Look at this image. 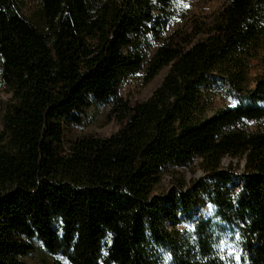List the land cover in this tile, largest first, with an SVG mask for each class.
<instances>
[{"label":"trees","instance_id":"16d2710c","mask_svg":"<svg viewBox=\"0 0 264 264\" xmlns=\"http://www.w3.org/2000/svg\"><path fill=\"white\" fill-rule=\"evenodd\" d=\"M22 5L0 0V264H62L23 260L35 242L72 264H264V62L242 88L264 0L209 14L186 0H39L41 28ZM164 69L147 100L121 95L130 75ZM208 83L238 103L206 117ZM93 110L117 129L73 131ZM225 157L243 159L241 173ZM195 160L202 175L186 182L174 168ZM227 231L238 262L221 252Z\"/></svg>","mask_w":264,"mask_h":264},{"label":"rangeland","instance_id":"374dc122","mask_svg":"<svg viewBox=\"0 0 264 264\" xmlns=\"http://www.w3.org/2000/svg\"><path fill=\"white\" fill-rule=\"evenodd\" d=\"M21 1L23 4L22 13L26 17L31 18L36 23V25L41 28L43 25L41 17L39 15V0ZM186 1L190 4L191 13L209 14L214 9H217L219 6H221L224 0H212L209 1L206 5H203L200 0ZM246 62L247 66L244 70V79L242 83V88L244 90L252 88L255 85V80L262 72L264 62V39L261 48H259L255 53H252V55L248 60H246ZM166 71L167 69L162 70L158 75H156L151 81L147 83H144V81L142 80V72L130 75L125 79L120 87L121 95L132 101L147 100L151 96L152 92L160 85ZM200 91L201 100L206 103V117L214 116L219 111L232 108L238 103L237 98L229 93L226 87L220 86L219 83H217V85L216 83L205 84L200 87ZM9 96L10 95L6 92V89L0 82V108L3 106V103L9 99ZM89 115L91 117L90 121L81 130L72 128L73 131H82L84 133H92L98 136L105 137L110 135V133L115 131L118 127L113 122L103 123L104 120L101 119L104 116V111L102 110L90 111ZM197 162L198 161L195 160L193 164L194 166H192L191 168H174V170H177L180 173V175L184 178V181L190 182V180L196 179L202 175L201 170L197 166H195ZM222 162L225 166L231 163V166L234 168L235 173H241L244 164L243 159H231L227 157H225ZM172 169L173 168L167 169V172L162 176L160 182L154 187L155 195H165L166 192H168V190L170 189L169 172ZM238 180L239 178H236L235 183H237ZM205 209H207V204H205V206L201 210L205 216H208L212 211H206ZM199 212L201 211H197L189 220L180 222L179 224L175 225V228L179 231L191 229L193 226V220L199 214ZM167 226L171 229L170 225ZM221 252L229 261L238 262L239 250L228 231L225 233V238L221 242ZM21 258L28 263L49 262L54 261L55 259H60L62 264H72L68 259L59 254L55 255V257L51 256L49 253H47L44 245L41 244V242L33 243V245L30 246L27 251L21 255Z\"/></svg>","mask_w":264,"mask_h":264},{"label":"water","instance_id":"95a60500","mask_svg":"<svg viewBox=\"0 0 264 264\" xmlns=\"http://www.w3.org/2000/svg\"><path fill=\"white\" fill-rule=\"evenodd\" d=\"M206 211H208V210H213V206L211 205V204H207V209H205Z\"/></svg>","mask_w":264,"mask_h":264},{"label":"flooded vegetation","instance_id":"af4514ba","mask_svg":"<svg viewBox=\"0 0 264 264\" xmlns=\"http://www.w3.org/2000/svg\"><path fill=\"white\" fill-rule=\"evenodd\" d=\"M188 3V2H187ZM187 7H189L190 9V4L188 3ZM180 22L178 21L175 25L179 24ZM125 80L122 81V83L124 82Z\"/></svg>","mask_w":264,"mask_h":264}]
</instances>
